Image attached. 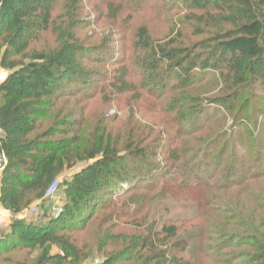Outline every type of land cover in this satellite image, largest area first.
I'll return each mask as SVG.
<instances>
[{"label": "rangeland", "instance_id": "rangeland-1", "mask_svg": "<svg viewBox=\"0 0 264 264\" xmlns=\"http://www.w3.org/2000/svg\"><path fill=\"white\" fill-rule=\"evenodd\" d=\"M169 2L154 0L135 15H129L124 5L115 0H55L52 12L54 23L49 32L35 38L28 54L31 56L33 53L59 49L73 36L72 46L81 51L75 53L73 61L78 69L92 72V76L90 98L81 94L63 98L56 104L53 113L65 108L64 116L83 123L80 128L82 132L95 126L99 130L105 129L106 141L119 147L132 144L134 140L143 141L142 138L146 141L143 147L154 138L160 141L156 142L155 155L146 157L153 163L151 168L157 174L159 185L155 190L152 187L138 190L134 198H108L109 205L96 211L84 229L64 232L77 248L79 260L63 255L55 247L20 251H7L4 248L0 250V264H34L39 260L52 264H143L149 251L138 253L134 248L144 246L149 232L157 230L158 225L165 221L176 223L180 232L170 241H162L161 238L155 240L158 251L171 246L172 253H177V246L173 245L178 239L188 237L192 233L193 223L199 226L202 220L204 226L208 227L206 237L215 240L218 236L215 234L220 230L217 214L234 220L233 223L250 215V212L238 215L245 209L246 195L237 199L230 193L237 190H224L240 174V182L248 190L247 195L264 202V178L258 182L247 180L264 171V152L258 154L255 142L256 136H264V62L251 65L255 73L253 78L249 76L244 62L241 74L246 79L245 85L239 89L226 88L223 82L230 78V72L220 63L227 55L215 53L217 43L226 36L236 34L243 17L211 8H188L182 1L178 4ZM124 3L128 5V0H124ZM72 13L74 16L69 18ZM6 22L0 29V47H3L2 41L10 30ZM140 28L147 30L153 44L172 45L174 50L185 52L190 60L198 62L193 70L186 62L171 75L164 86L166 93L158 100L151 97L146 89L157 72H145L142 67L145 64L144 53L135 47L136 33ZM89 48H97L100 55H88L86 49ZM108 55L118 56L121 65L110 66L105 61ZM14 60L23 65L28 63V59L20 57ZM207 65L212 68L205 69ZM117 68L119 70L115 73ZM11 73L0 68V85ZM189 73L195 75L193 81L190 78L191 82L187 78ZM228 96L231 109L215 104ZM205 109L203 119L209 123L192 128L194 117ZM240 122L243 125L238 127ZM1 136L3 132L0 129ZM237 136L243 139L245 148L237 144ZM160 143L162 147H159ZM209 143L216 145L211 158V166L216 170L209 182L214 186L204 188L199 184L200 191L195 192L193 188L183 187L182 179H174L161 191L169 173L176 174L181 170L192 173L189 171L195 165V154ZM83 166L81 164L64 172L58 182L62 184ZM226 177L229 180L226 181ZM236 180L238 182L239 179ZM197 182L191 174V183ZM57 188L45 205L49 214H56L57 208H61L65 202L62 188ZM136 203H144L146 208L134 212ZM39 214L37 210L34 218ZM6 229L0 220V234ZM226 230L230 236L247 234L236 227ZM242 242L237 239L221 253L215 252L219 241H212L205 248L209 246L208 253L228 260L231 253L250 251L243 247ZM202 262L216 264L206 259Z\"/></svg>", "mask_w": 264, "mask_h": 264}, {"label": "trees", "instance_id": "trees-1", "mask_svg": "<svg viewBox=\"0 0 264 264\" xmlns=\"http://www.w3.org/2000/svg\"><path fill=\"white\" fill-rule=\"evenodd\" d=\"M115 1L123 4L129 15H135L154 0H128V5L124 0ZM168 1L174 4L182 1L188 8L196 10L211 8L241 15L243 22L236 34L226 36L223 41L217 43L215 53L227 55L220 63L230 72L228 76L230 78L223 82L226 88L239 89L245 85L246 79L241 74L244 62L247 64L249 76L254 77L251 65L264 62V0ZM53 5L55 0H0V29L6 21L10 25L9 34L2 41L3 47H0V68L12 71L7 80L0 85V129L3 132V136L0 137V152L7 161L0 180V205L6 211L17 215L38 203L36 207L40 213L32 221L12 220L10 226L0 234V250L5 248L7 251H20L55 247L63 255L78 259L77 248L63 233L84 229L96 211L109 205L108 198L121 196L134 198L138 190L150 187L154 188L153 190L157 189L159 185L157 174L151 168L153 163L146 157L149 154L155 155L156 142L160 141L154 138L143 147L146 141L142 138L143 141L138 139L131 142L132 144L119 147L106 141L105 129L99 130L95 126L82 132L80 128L83 127V123L64 116L65 108L53 113L56 104L63 98L75 97L78 94L90 98L92 76V72L78 69L77 63L73 61L75 53H81L72 46L73 36L69 38L70 42L59 49L33 53L31 56L28 54L35 38L50 31L54 23ZM73 16L72 13L69 18ZM136 41L137 51L144 53L145 64L142 67L145 72H157L146 88L149 95L157 100L166 93L164 86L169 82L171 75L181 69L186 62L192 70L198 64L190 60V56L185 52L171 48L172 45L153 44L145 28L137 31ZM86 51L91 56L100 55L97 48H89ZM17 57L28 59V63L20 64L14 60ZM105 61H108L110 66L121 65L122 62L118 56L109 55ZM211 68L210 65L205 66V69ZM262 68L264 70V65ZM118 70L117 68L114 72ZM187 78L191 82L195 75L189 73ZM229 97L218 100L215 104L231 109V104H228ZM205 111L206 109L202 113H197L199 116L194 117L192 128L209 123L203 119ZM241 125L243 124L240 122L238 127ZM236 142L245 148V143L239 136ZM255 142L258 154L262 155L264 136H256ZM162 146L161 144L159 147ZM215 147L216 145L209 143L207 147L197 151L194 157L195 165L189 171L192 173L188 174L185 170L176 174L169 173L170 177L168 176L162 183L161 191H164L174 179H182V186L193 188L195 192L200 191L199 184L204 185V188L214 186L209 182L216 170L211 166ZM129 163L130 165H127ZM81 164L84 166L73 172L62 184L58 182L64 172L73 170ZM191 174L197 179L198 184L191 183ZM241 177V174L234 177L233 183H229L224 190L226 192L237 190L230 192L237 199L239 196L242 197L241 195H246L245 209L238 215L250 212L246 217L248 220L238 219L233 223L234 220L217 214L220 230L215 234L218 235L215 240L206 237L208 227L204 226L203 220L199 226L192 222V233L186 238L178 239L176 245H173L177 246V253H172L171 246H166V249L160 251L156 248L155 240L161 238L162 241H170L180 232L176 223L162 222L157 230L149 232L144 246L134 248L138 253L149 251L143 259V264H202L205 259L216 264H235L237 261H240L239 264H264V202L247 195L248 190L241 184ZM263 178L264 171H261L247 180L258 182ZM225 180H229V177ZM55 181L65 196V202L58 215L49 214L45 207L50 199L46 197V192ZM145 208L144 203H136L133 211L139 212ZM233 227L247 234L228 235L226 229ZM237 239L243 241V247L249 248L250 251L231 253L228 260L208 253L209 246L205 248L208 243L219 241L214 249L216 253H221ZM34 264L52 262L39 260Z\"/></svg>", "mask_w": 264, "mask_h": 264}, {"label": "crops", "instance_id": "crops-1", "mask_svg": "<svg viewBox=\"0 0 264 264\" xmlns=\"http://www.w3.org/2000/svg\"><path fill=\"white\" fill-rule=\"evenodd\" d=\"M38 203H34L27 209H25L22 213L14 215L9 211H6L2 208L0 205V220L2 221V225L6 228H8L12 222V220H26V221H32L34 219V213L37 211ZM59 205V204H57Z\"/></svg>", "mask_w": 264, "mask_h": 264}, {"label": "built area", "instance_id": "built-area-1", "mask_svg": "<svg viewBox=\"0 0 264 264\" xmlns=\"http://www.w3.org/2000/svg\"><path fill=\"white\" fill-rule=\"evenodd\" d=\"M6 163H7V161H6V158H5L4 154L2 152H0V180H1V177H2V174H3V171L5 169ZM57 187H58V182L55 181L49 187V189L47 190L46 197H50L51 198L54 195ZM60 212H61L60 208H57L56 215L60 214Z\"/></svg>", "mask_w": 264, "mask_h": 264}]
</instances>
